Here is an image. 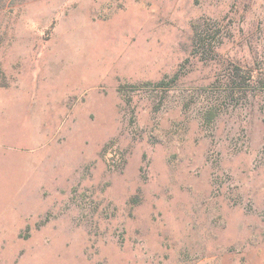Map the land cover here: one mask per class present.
Masks as SVG:
<instances>
[{"label":"rangeland","instance_id":"obj_1","mask_svg":"<svg viewBox=\"0 0 264 264\" xmlns=\"http://www.w3.org/2000/svg\"><path fill=\"white\" fill-rule=\"evenodd\" d=\"M0 264H264V0H0Z\"/></svg>","mask_w":264,"mask_h":264},{"label":"trees","instance_id":"obj_2","mask_svg":"<svg viewBox=\"0 0 264 264\" xmlns=\"http://www.w3.org/2000/svg\"><path fill=\"white\" fill-rule=\"evenodd\" d=\"M210 29L208 27H203L200 28L199 25H194V46H193V52L194 53H206V49H205V45H206V41L207 38L211 35L212 31L209 32ZM233 76L239 78L240 82L242 84L247 83L248 81L252 78L250 72L248 70H245L237 65L233 66ZM178 77V73H174L172 75V77L170 78V81H174L176 80ZM165 81L164 80H160L159 82H157V84H164ZM234 93L233 91L230 92V94L228 96H233ZM217 111L215 108L210 107L208 109H206V111L203 114V118L206 121H212L216 116H217Z\"/></svg>","mask_w":264,"mask_h":264}]
</instances>
